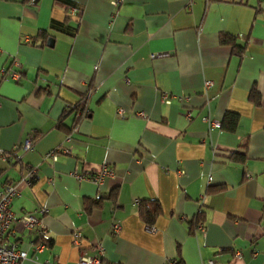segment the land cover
Wrapping results in <instances>:
<instances>
[{
	"label": "crops",
	"instance_id": "crops-1",
	"mask_svg": "<svg viewBox=\"0 0 264 264\" xmlns=\"http://www.w3.org/2000/svg\"><path fill=\"white\" fill-rule=\"evenodd\" d=\"M113 1L0 0V189L45 229L4 242L21 264H79L80 227L112 264H264V0ZM103 164L100 183L70 174Z\"/></svg>",
	"mask_w": 264,
	"mask_h": 264
},
{
	"label": "built area",
	"instance_id": "built-area-1",
	"mask_svg": "<svg viewBox=\"0 0 264 264\" xmlns=\"http://www.w3.org/2000/svg\"><path fill=\"white\" fill-rule=\"evenodd\" d=\"M120 0H114L113 4L117 5ZM155 56V55H152ZM18 65V63H16ZM13 78L14 80H18L21 73L19 72H7L5 75ZM210 82H206L205 86H209ZM89 91L86 92L87 96ZM168 101V100H166ZM169 102V101H168ZM189 116V113H187ZM217 121H209L210 128L212 126L217 125ZM31 139H28L24 142L23 148L28 149L31 147ZM69 149L66 148H56L48 153L46 156L51 160L55 161L59 155L68 154ZM36 169L32 168L28 171L27 177L23 179L26 184H30L31 180L35 176ZM78 180L89 179L94 183H100L104 178L112 176L114 174L113 169L107 165L103 164L99 169L95 170L90 175H83L76 170L70 173ZM247 176H249L247 174ZM19 195L18 189L14 185L7 184L2 189H0V264H21L22 261L27 257V254L24 250L18 248L15 242H4V235L7 230H9L10 226L15 224L21 225L23 228L27 230H31L33 228H39L41 236L45 234V229L42 227V220L40 217L32 213H23L19 216H16L11 208L10 204L14 197ZM135 204H138V201H135ZM40 215H44L46 213L45 207L39 208ZM114 231L117 232L119 230V224L115 223L113 225ZM199 228H202V225L199 224ZM72 234V242L74 245L79 246V256L77 262L79 264H112L104 259V250L100 242H95L92 246L94 251L91 254H88L83 246H81L80 238H81V229L77 227L74 229ZM43 243H39L35 246V248L41 249L43 247ZM44 264H62L60 262L48 263ZM166 264H174V260H169ZM202 264H215L213 259H207Z\"/></svg>",
	"mask_w": 264,
	"mask_h": 264
},
{
	"label": "trees",
	"instance_id": "trees-1",
	"mask_svg": "<svg viewBox=\"0 0 264 264\" xmlns=\"http://www.w3.org/2000/svg\"><path fill=\"white\" fill-rule=\"evenodd\" d=\"M234 40L235 39H232V38L227 37V36L222 38L223 42L230 43L232 45V48L234 49V51L242 53V50L236 48V46L234 45ZM85 95H86V93H85ZM85 95H84V99L82 100V102L80 104L75 105L74 107L83 108V106H84L83 102H85ZM236 121H237V116L233 113L227 112L220 124H222L221 126L223 128L234 129ZM154 205L155 206L153 207L152 205L150 206L149 204L145 203L144 201H139L140 214L143 217L144 221L148 224L152 223L155 216L159 212V205L157 203H155ZM200 215L201 214H198L196 218H198ZM199 222H201V221H199L198 219H195L194 224L196 227H197V224H199ZM41 238H43V237H41ZM178 263H179L178 261L174 260V264H178Z\"/></svg>",
	"mask_w": 264,
	"mask_h": 264
},
{
	"label": "water",
	"instance_id": "water-1",
	"mask_svg": "<svg viewBox=\"0 0 264 264\" xmlns=\"http://www.w3.org/2000/svg\"><path fill=\"white\" fill-rule=\"evenodd\" d=\"M48 44L52 45V39L51 38H48Z\"/></svg>",
	"mask_w": 264,
	"mask_h": 264
}]
</instances>
